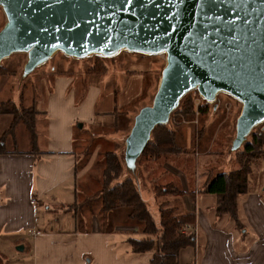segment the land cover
<instances>
[{
    "label": "crops",
    "instance_id": "obj_1",
    "mask_svg": "<svg viewBox=\"0 0 264 264\" xmlns=\"http://www.w3.org/2000/svg\"><path fill=\"white\" fill-rule=\"evenodd\" d=\"M130 73L131 76L124 74L123 90L129 91L132 86L141 90L143 80ZM117 74L120 78V73ZM135 79L138 82L133 85ZM48 80L42 106L35 109L34 147L27 141L28 147L23 150L0 153V245L21 246L30 253L31 264H148L152 251L130 250L127 238L135 236L137 231L133 226H121L110 218L106 223L108 228L94 220L77 229L73 218L65 213L54 217L75 203L76 180L90 168L89 163L78 166L81 159L77 149L81 140L76 135L89 131L96 123L100 125L106 116L113 117L117 111L95 109L107 82L105 73L81 77L55 74ZM32 101L34 106L39 105ZM214 112L207 113L205 123H215L217 128L220 120L214 121ZM221 122L224 128L228 124ZM215 128L208 141L218 139L224 146L230 136L223 131L216 133ZM189 142L186 139V144ZM218 153L223 156H218L208 168L197 167L196 174L195 170L187 172L163 160V183L181 191L179 206L192 213L191 224L197 227L195 241L179 250L178 261L180 264H264V156L248 162V189L236 198L237 221H234L227 213L215 212L217 196L206 191L213 173L237 168L235 155H227L220 149Z\"/></svg>",
    "mask_w": 264,
    "mask_h": 264
},
{
    "label": "water",
    "instance_id": "obj_2",
    "mask_svg": "<svg viewBox=\"0 0 264 264\" xmlns=\"http://www.w3.org/2000/svg\"><path fill=\"white\" fill-rule=\"evenodd\" d=\"M0 7V60L26 53L23 75L55 51L165 54L152 102L137 111L124 139L132 175L153 127L167 122L190 89L207 101L224 91L241 103L230 150L264 120V0H0Z\"/></svg>",
    "mask_w": 264,
    "mask_h": 264
},
{
    "label": "rangeland",
    "instance_id": "obj_3",
    "mask_svg": "<svg viewBox=\"0 0 264 264\" xmlns=\"http://www.w3.org/2000/svg\"><path fill=\"white\" fill-rule=\"evenodd\" d=\"M4 21L5 16L0 7V28ZM25 60L26 53L24 52H14L0 60V67H4V70L0 71V106L1 109L12 110V106L7 104V101L11 100L18 107V115L21 113L20 106H32L34 110H39L46 95L44 91L49 84L48 78L51 75L62 74L81 77L105 73L107 78L106 85L96 101L95 109L98 111L105 107L107 108L106 111L117 112L113 117L111 115L106 116L105 120L100 122V125L96 123L89 131L85 130L80 133V130H77V133L80 134H77L76 137L79 142L81 140V145L77 149L78 157L81 159V161L78 160V166L81 167L83 163H89L88 167L90 168L84 171L76 180L75 203L69 205L65 212L54 214L55 217V215L60 216L65 213V216H69L70 219L73 218V225L77 229L86 227L94 220L100 221L99 225L105 226L107 225V220L112 219L116 223H121V226H133V229H137L135 231L136 234H133L135 237L142 235L137 221L126 217V208L121 206L111 213L100 210L99 190L101 188V174L104 166L103 154L107 151H113L121 160L123 166L120 176L116 179L117 181L114 180L111 184L120 182L131 175L135 187L145 202L155 224H158V201L162 198L172 201L173 198L171 192H167L165 196L161 197H156L153 192L154 184L165 185L163 183L165 176L161 175L163 160L170 161V163L175 164L176 167H180L182 170L187 169L188 172L194 171L197 167L204 166L208 168L212 166L213 162L217 161L218 156H223V154L219 155V149L223 153H228L227 155H235L242 147L241 144L237 149L229 151L231 140L235 133V120L241 109V103L224 91H218L214 100L207 101L203 99L195 88L190 89L183 94L181 107L175 110L176 106L170 112L165 123V127L172 131L171 137L175 147L168 148L167 145L158 151L160 153L156 154L148 151L143 152L142 150L135 161L136 176L140 182L138 184L137 179L134 181L135 175H132L124 167L122 159L124 139L130 130L133 117L137 111L142 106L149 105L152 102L161 69L165 64V54L162 52L147 54L122 48L111 56L89 54L76 58L67 56L60 51H55L47 60L23 75L22 69ZM118 72L121 75L120 78H118ZM130 72L134 73V75L137 74V78L143 80L141 90L134 89L135 86L130 87L129 91H126V88L123 90L124 80L122 79L124 74L131 76ZM137 82L135 79L131 83L135 85ZM32 100H35L39 105L34 106ZM186 100L192 104L190 110L192 115L182 112V103ZM203 105H206L207 110L205 114L200 115L198 107ZM211 111H215L214 121L217 119L220 122L228 121L225 128L222 122L218 123L220 126L217 124V128H215V123H205L207 113H211ZM260 125L258 123L251 128L245 141L250 139L251 134L259 129ZM214 128L216 133L222 134L223 131L229 134L230 137H228L224 146H221L222 143L218 139L208 141ZM162 135L160 128H157L151 132L150 138H162L164 137ZM29 137V132L22 121L17 120L15 124H12L11 114H0V141L3 142L0 145V150L4 152L6 150H23L28 147L27 141L30 143ZM186 139H190L189 144H186ZM254 157L261 159L262 153L256 154ZM200 161L205 162L201 165ZM262 166L264 167L263 162ZM194 173L196 174V170ZM136 184L139 185V189ZM107 213L111 214L110 217ZM53 221H56V219L54 218ZM106 227L108 228L109 226L107 225ZM0 254L5 258V260L0 258L3 264H31L30 253L19 249L18 246L0 245Z\"/></svg>",
    "mask_w": 264,
    "mask_h": 264
},
{
    "label": "trees",
    "instance_id": "obj_4",
    "mask_svg": "<svg viewBox=\"0 0 264 264\" xmlns=\"http://www.w3.org/2000/svg\"><path fill=\"white\" fill-rule=\"evenodd\" d=\"M4 67H0V71ZM182 95L175 108L181 107ZM12 106V110L1 109L0 114H11L12 124L20 120L29 132L30 145L34 147L36 140L35 115L36 110L32 106H20L19 115L18 107L14 102L7 101ZM182 112L192 115L190 111L192 104L189 101L182 103ZM206 105L198 107L200 115L205 114ZM19 118V119H17ZM260 128L255 130L250 139L242 143V147L235 154V169L230 172L216 171L211 175L206 191L217 196L215 204V212L217 214L227 213L234 221L236 219V198L238 195L244 194L248 189L247 175L249 173V164L253 156L264 153L259 148L264 145V120L260 122ZM160 128L162 136L150 138L144 146L143 152L156 154L160 153L162 148L168 145V148L175 147L171 129L165 127V123L157 124L151 130ZM150 132V136H151ZM0 141V145H2ZM1 147V146H0ZM4 152L0 150V153ZM260 152V153H259ZM104 166L102 169L101 188L99 190L100 210L111 213L118 207L126 208V217L137 221L140 237L130 236L127 242L133 253H141L152 251L148 264H180L178 261V252L180 249L193 244L191 233L182 232L181 228L193 220V215L179 206V196L181 191L175 189L172 184L153 185V192L156 197L165 196L168 192H175L172 201L162 198L158 201L159 224L156 225L145 202L142 200L138 190L135 187L133 178H124L120 182L111 184L116 180L122 171V163L113 151H107L103 154ZM117 181V180H116ZM158 199V198H157ZM107 213V214H108ZM109 217L111 214H108Z\"/></svg>",
    "mask_w": 264,
    "mask_h": 264
},
{
    "label": "built area",
    "instance_id": "obj_5",
    "mask_svg": "<svg viewBox=\"0 0 264 264\" xmlns=\"http://www.w3.org/2000/svg\"><path fill=\"white\" fill-rule=\"evenodd\" d=\"M259 151H262L264 153V145H262L260 148H259ZM181 231L182 232H188V233H191L192 237H193V240L195 241V236L197 234V227L194 223H188V224H185L182 228H181Z\"/></svg>",
    "mask_w": 264,
    "mask_h": 264
}]
</instances>
